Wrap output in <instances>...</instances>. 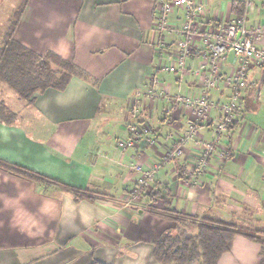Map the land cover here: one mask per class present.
<instances>
[{"label":"crops","instance_id":"crops-1","mask_svg":"<svg viewBox=\"0 0 264 264\" xmlns=\"http://www.w3.org/2000/svg\"><path fill=\"white\" fill-rule=\"evenodd\" d=\"M23 1L0 0V46ZM195 1L204 5L198 30L228 23L238 4L251 27L264 23V0H251L248 8L247 0ZM155 7L156 0H28L15 39L39 55L52 52L74 63L86 76H74L62 92L35 93L31 102L0 85L1 100L15 114L12 124L0 122V162L45 179L0 167V264H158L153 242L177 224L152 210L168 207L264 230L261 90L256 98L258 85L251 87L237 122L221 139L230 159H210L201 167L204 144L214 136L208 122L200 124L183 157L168 159L192 119L173 101L147 91L155 79L171 96L199 95L202 87L192 74L195 57L183 77L162 70L180 37L159 31ZM185 21L182 8L168 18L176 28ZM231 56L225 74L235 69ZM228 96L216 91L214 101ZM219 116L214 110L211 117ZM133 124L149 132L136 149L121 150ZM135 165L161 168L134 199L141 176ZM65 186L95 201L76 200ZM151 218L176 225L153 239ZM261 262L260 244L238 235L218 264Z\"/></svg>","mask_w":264,"mask_h":264},{"label":"built area","instance_id":"built-area-1","mask_svg":"<svg viewBox=\"0 0 264 264\" xmlns=\"http://www.w3.org/2000/svg\"><path fill=\"white\" fill-rule=\"evenodd\" d=\"M251 0H247V8ZM185 9L186 21L176 28L168 22V18L176 9ZM155 14L160 32L175 34L180 37L177 41V52L173 59L162 67L167 74L183 77L189 70V62L195 57L196 65L193 77L200 82L202 90L199 95L171 96L166 88L159 90L160 81H152L153 88L147 91L151 98H166L191 117V123L185 135L178 141L177 147L169 154L168 159H177L185 155L188 144L198 136L199 126L208 122L213 126L212 140L204 144L205 153L201 167H205L210 159L225 162L232 157L231 151L221 143L230 129L237 122L238 114L246 103L247 92L253 85H259L261 77L249 81L254 69L264 72V23L256 27L249 25L248 12L245 10L231 21L213 27L198 30L195 21L204 15V5L195 0H156ZM233 56L235 69L229 74L223 71V64ZM264 88V83L261 89ZM216 91H228L229 96L218 104L214 101ZM214 110H219L220 116L212 118ZM130 138L119 142L121 150L136 149L140 138L149 132L146 126L133 124L128 127ZM160 165H135L132 170L140 174L138 185L132 192L133 198H138L157 177Z\"/></svg>","mask_w":264,"mask_h":264},{"label":"trees","instance_id":"trees-1","mask_svg":"<svg viewBox=\"0 0 264 264\" xmlns=\"http://www.w3.org/2000/svg\"><path fill=\"white\" fill-rule=\"evenodd\" d=\"M27 3L28 0H24L14 13L0 46V85L8 86L21 99L31 102L35 93H44L48 90L62 92L74 76L84 77L86 75L74 63L66 61L52 52L44 56L39 55L15 39V33ZM243 11V5L234 6L236 15L242 14ZM14 121L15 114L0 98V122L12 124ZM0 167L19 174H31L34 176L33 178L45 180L34 173L3 162H0ZM65 188L73 194L76 200L95 201L87 192L66 186ZM152 212L177 224L174 230L166 232L153 242V255L158 264H218L224 254L232 251L234 240L238 235L260 244L261 264H264V230H259L257 235H252L242 232L239 226L234 223L221 220L189 217L179 213L195 219L196 222L193 223L187 218L178 219L161 211L152 210ZM190 226L197 230L195 235L188 233L187 228ZM94 264L104 263L97 261Z\"/></svg>","mask_w":264,"mask_h":264},{"label":"rangeland","instance_id":"rangeland-1","mask_svg":"<svg viewBox=\"0 0 264 264\" xmlns=\"http://www.w3.org/2000/svg\"><path fill=\"white\" fill-rule=\"evenodd\" d=\"M232 57V56H231ZM259 76H262V70L260 69H254L253 70V73H250V77H249V81L250 82H253L254 79H256V77H259ZM14 97H16L18 99V96L16 95V93L14 91H11L10 92ZM259 105L261 108H264V88L261 89V95H260V98H259ZM253 114V113H252ZM253 117V116H252ZM161 212L165 213L166 215L168 216H172V217H175V218H180V219H185L187 218V220H189L190 222H196L195 219L193 218H189V217H185L184 215H181L179 213H176L173 209L171 208H164V209H161L160 210ZM152 219V226H153V230L151 231L150 233V236L153 238V239H157L163 232H165L166 230L168 229H172L175 227V223H172V222H169V221H164V220H161V219H156V218H151ZM153 221H156L155 223H153ZM154 224V225H153ZM239 229L242 231V232H247V233H250L252 235H257V229L256 228H247V227H243V226H239ZM189 233L190 234H196L197 233V230L196 229H193L191 228L189 230Z\"/></svg>","mask_w":264,"mask_h":264},{"label":"water","instance_id":"water-1","mask_svg":"<svg viewBox=\"0 0 264 264\" xmlns=\"http://www.w3.org/2000/svg\"><path fill=\"white\" fill-rule=\"evenodd\" d=\"M263 83H264V72H263V75H262V77H261V80H260L259 85H258L257 88L255 89V96H256V98L258 97V95H259V93H260V90H261V87H262Z\"/></svg>","mask_w":264,"mask_h":264}]
</instances>
